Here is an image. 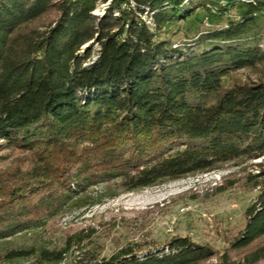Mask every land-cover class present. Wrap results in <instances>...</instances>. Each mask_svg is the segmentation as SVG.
<instances>
[{"label":"trees","instance_id":"obj_1","mask_svg":"<svg viewBox=\"0 0 264 264\" xmlns=\"http://www.w3.org/2000/svg\"><path fill=\"white\" fill-rule=\"evenodd\" d=\"M197 9L223 22L173 40ZM262 40L264 0H0V160L27 154L26 164L0 166V239L70 205L264 157V78L236 76L264 75ZM254 176L236 248L264 238V168ZM156 249L126 245L90 264H204L214 255L187 236ZM262 257L264 246L245 258ZM217 264L241 263L223 253Z\"/></svg>","mask_w":264,"mask_h":264},{"label":"rangeland","instance_id":"obj_2","mask_svg":"<svg viewBox=\"0 0 264 264\" xmlns=\"http://www.w3.org/2000/svg\"><path fill=\"white\" fill-rule=\"evenodd\" d=\"M103 8L98 7L93 14L100 15ZM221 22L208 19L205 11L197 9L177 30L174 28L172 39L182 41L198 29ZM92 45L93 59L98 45ZM260 47L264 49V40ZM236 76L244 80L264 78L252 68L241 69ZM2 155L1 167L13 160L21 165L27 163V154L20 151ZM262 162L264 157L215 163L205 170L158 185L117 191L89 206H67L38 226L0 239V264H90L126 245L138 244L144 252L149 247L161 250L171 238L183 236L213 250L214 255L204 264H217L223 253L233 261L248 264L251 259L245 257L264 246V238L240 248L233 244L245 225V208L257 194L254 183L261 177L254 175H260L264 167L258 164ZM10 251H28V254L9 258ZM42 251L60 253L61 258L47 261L41 257ZM251 264H264V257Z\"/></svg>","mask_w":264,"mask_h":264},{"label":"bare ground","instance_id":"obj_3","mask_svg":"<svg viewBox=\"0 0 264 264\" xmlns=\"http://www.w3.org/2000/svg\"><path fill=\"white\" fill-rule=\"evenodd\" d=\"M126 2L130 5V6H134V0H126ZM107 3H104V4H101L100 6L103 8L106 6ZM144 21L147 23V24H150L151 25V21L149 19L145 20L144 18Z\"/></svg>","mask_w":264,"mask_h":264}]
</instances>
